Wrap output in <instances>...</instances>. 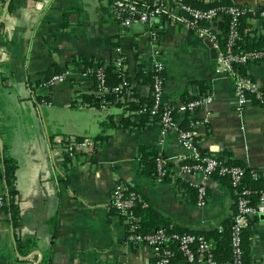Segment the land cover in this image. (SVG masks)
<instances>
[{"label": "crops", "instance_id": "obj_1", "mask_svg": "<svg viewBox=\"0 0 264 264\" xmlns=\"http://www.w3.org/2000/svg\"><path fill=\"white\" fill-rule=\"evenodd\" d=\"M108 1L0 0V154L15 162L19 210L16 227L0 213V264H38L43 258L45 264H154L150 248L128 239L126 222L110 206L118 181L140 192L174 228L221 232L236 211L232 188L218 176L207 181L206 204H196L189 183L199 175L180 172L186 150L176 130L162 133L159 121L140 118L124 103L129 96L104 107L72 106L78 92L98 94L82 64H69L79 56L106 64L119 48L129 89L146 98L151 87L138 71L151 72L157 51L165 68L161 102L177 110V122L184 119L186 100L213 98L192 113L198 151L241 161L264 177V109L252 103L239 108L234 79L217 69L209 40L162 17L124 30L118 20L107 19ZM230 1L264 6V0ZM222 20L212 23L217 33ZM245 23L256 36L264 34L260 18L249 15ZM54 73L66 79L46 86ZM244 73L264 88V60L248 62ZM107 115L116 120L131 115L142 126L106 129L107 137L95 142ZM65 137H86L95 145L67 161L56 144ZM140 145L157 146L173 164L168 181L141 173ZM245 231L247 264H264V217L252 216ZM18 238L33 240L27 254L18 250ZM171 264L190 263L175 256Z\"/></svg>", "mask_w": 264, "mask_h": 264}, {"label": "built area", "instance_id": "obj_2", "mask_svg": "<svg viewBox=\"0 0 264 264\" xmlns=\"http://www.w3.org/2000/svg\"><path fill=\"white\" fill-rule=\"evenodd\" d=\"M174 7L168 6L161 2H149L145 0H113L110 10L114 17L121 23L124 30L129 28L134 23L150 22L155 18L162 17L168 21L179 23L186 29L193 32L202 39H207L211 45L217 50L216 67L219 71L230 74L234 79V88L238 97L239 108L250 102L245 96V92H253L260 98V104L264 109V91L248 76L241 75L236 69L237 63L248 62V60L259 59L264 52L245 51L235 53L232 49L234 40L237 36L235 25L240 15L245 12L255 11L252 7L245 5H232L229 8H197L187 2V0H174ZM230 18L228 27V38L226 46L222 49L219 45V40L215 29L211 26L214 22H219L225 15ZM264 16V10L260 12ZM223 21V20H222ZM212 27V28H211ZM115 55V63L121 66L123 56ZM158 53L155 51L152 71V86L151 90L154 97V103L151 108V113H155L160 106L163 107L160 113L159 123L161 124L162 133L168 129H175L181 146L186 150L181 158L191 157L196 162L192 164H182L179 170L182 174H198V182L192 183L197 189L198 206L206 204L207 191L206 184L210 179L211 174L217 169L219 174L228 175L232 187L236 191L235 204L236 211L232 215L230 224V245L231 256L226 260H218L212 252L213 242L201 234L191 232H168L164 228H158L151 232L140 233L136 232L137 216L133 213L135 203L134 193H125L126 187L121 182H116L110 192V206L118 212L124 219L128 230V239L136 243H143L148 246L157 259L158 264H171L172 259L178 251L181 257L190 264H241L243 249V233L249 227L252 216L264 214V190L260 192L257 203L254 205L250 202L248 188L239 189V183L244 174V169L239 165L219 164V160L215 155L202 156L196 148L194 142V130H184L178 128L176 118L172 115V105H164L161 102L164 89V63L158 58ZM264 60V59H262ZM96 80L98 81V94L112 92L119 89L118 86L109 88L104 82V73L101 67L94 68ZM85 75L90 74V70L83 72ZM66 79L64 73H54L45 80L46 86H52L63 82ZM212 96L201 95L198 98L189 100L184 103L182 110L187 109L194 111L209 105L212 102ZM100 107H104V103H100ZM207 117H204V121ZM194 124V123H193ZM59 148H63L62 152H66L72 157L77 151H90L95 143L89 138L75 137L57 138ZM163 160L157 158L158 170ZM3 197L0 193V204ZM171 243H175V247H170Z\"/></svg>", "mask_w": 264, "mask_h": 264}, {"label": "trees", "instance_id": "obj_3", "mask_svg": "<svg viewBox=\"0 0 264 264\" xmlns=\"http://www.w3.org/2000/svg\"><path fill=\"white\" fill-rule=\"evenodd\" d=\"M158 2L165 3L168 6L173 5V0H158ZM189 4L192 6H195L197 8H209V7H217V8H229L233 4L230 0H187ZM113 0L108 1V7L106 10L107 13V19H114L117 20L113 13L110 10V6L112 5ZM12 1L10 3V7L12 6ZM247 6V5H245ZM250 7V6H247ZM264 10V6L259 7L255 11L252 12H245L244 14L240 15L237 19L235 30L237 33V36L234 40V44L232 46V49L235 53H242L245 51H252V52H264V34L259 36H256L255 33L248 31L249 27H247V23H245V18L249 15L256 16L262 20L264 23V16L260 15V12ZM71 9L66 10V14L70 12ZM64 12V13H65ZM105 18L103 17V20ZM230 18L226 14L223 17V23H222V29L220 33H217L216 35L219 40V45L223 49L226 46L227 38H228V27H229ZM212 26V25H211ZM212 28V27H211ZM246 28V29H245ZM264 59V55H262L259 59L256 60H248V62L253 61H262ZM248 62L244 63H237L236 69L239 71L240 74L244 73L246 64ZM71 64H82V70H90V75L93 79V89H98V81L96 80L95 71L94 68L101 67L102 71L104 73V82L106 86L109 88H113L118 86L119 89L114 90L112 92H106L103 94H86L82 92H78L74 96V100L72 102V106H77L78 102H83L85 104L89 105H95L100 106V103L103 102L104 105L108 103H114L117 101V103H120V99L122 96L124 98H127L128 100H125V104H128V108L132 111H135L136 115H139L140 118L143 120L148 118H154L155 120L159 121L160 113L163 110V107L160 106L159 109L155 113H151V108L154 103V97L151 90V95L149 97H139L137 96L133 90L129 89V77L127 76V73L125 71L124 66V59L122 60L121 66H117L115 63V59L111 60L108 63L103 62H97L92 57H84L79 56L78 58L70 61ZM141 73L144 81L149 83L150 87L152 86V71L149 73H142L141 71H138V74ZM244 76H247L242 74ZM260 90L263 92L264 88L260 87ZM245 96L247 100L252 103L259 105L260 104V98L256 96L253 92H245ZM264 97V94H263ZM132 98V99H131ZM197 98V97H195ZM193 98V99H195ZM192 100V99H189ZM186 100L185 102L189 101ZM172 115L175 118L176 116V109L172 106ZM184 119L182 121H178L176 119V122L178 124V128L184 129V130H193L192 124L194 123L195 119L192 118L193 111L183 109ZM133 113V115H135ZM133 124H136L137 126H142V124L134 123V121L131 119V115L125 116L121 120H116L113 116L107 115L105 119L100 121L101 130L100 132L94 137V141H103L107 134L105 133L106 129L110 128H117V129H126L132 126ZM82 137H77V139H81ZM76 153V152H75ZM64 159L67 161L70 156L65 152ZM202 156H210L214 155L213 153H201ZM137 156L140 161V171L142 174L151 176L156 181L160 182H166L170 179L171 175V168L172 163L165 160L164 154L157 148L155 145H140L137 150ZM219 160V164L222 166L226 165H239L244 169V174L241 178V181L239 183V189L248 188L250 190L249 198L250 202L252 204L257 203V199L259 197V194L261 191L264 190V177L260 173H257L255 169H252L248 167L246 164H244L241 161L229 159L226 158L224 155L216 156ZM157 158H160L163 160L160 169L158 170L157 167ZM193 162H196L191 157L188 158H181L178 161L179 166L182 164H192ZM15 162L13 159L10 158V156L6 155L4 152L0 154V193L3 197V201L0 204V213H3L8 216L11 224L13 227H16V225L19 222V210H18V203L14 199L16 195V187H15ZM219 177L227 181L229 183V186L232 188L234 195L236 197V191L232 187L230 183V179L228 175H222L218 173V170L216 169L210 176V178ZM181 179V178H180ZM224 183V182H223ZM191 185V190L195 193V198H197V189L194 185ZM129 192H133L135 197V203L133 206V213L137 216L138 220L135 223L136 232L140 233H146L154 231L158 228H164L168 232L172 231H178L181 233L184 232H191L196 234H201L205 236L206 238L210 239L213 242L212 246V252L218 260H226L229 259L231 256V245H230V223L226 224L224 229L220 232L215 233V231L205 232V231H196V230H185L180 228H174V226H171L170 222L166 220L163 213L153 204H151L144 196L141 195L140 192H138L135 189L126 187L125 193L128 194ZM235 202V200H234ZM236 206V204H235ZM113 209V208H112ZM114 210V209H113ZM244 231L243 235L245 236L247 233ZM212 236V237H211ZM33 240L32 239H23L18 238L17 239V247L18 250L21 253L27 254L33 247ZM170 247L174 248L175 243H171ZM244 249V247H243ZM245 250L242 256L241 264H247V258L245 256ZM175 256H180V253L177 251ZM46 259L43 258L38 264H45ZM153 263H157V259L153 257Z\"/></svg>", "mask_w": 264, "mask_h": 264}, {"label": "water", "instance_id": "obj_4", "mask_svg": "<svg viewBox=\"0 0 264 264\" xmlns=\"http://www.w3.org/2000/svg\"><path fill=\"white\" fill-rule=\"evenodd\" d=\"M7 7H8V3H7L6 6H5V11H6ZM208 44H209V46H212L210 41H208ZM212 50H213V52H214V54H215V56H216V55H217V53H216V49L212 47ZM259 217H260V218H263L264 215L261 214V215H259Z\"/></svg>", "mask_w": 264, "mask_h": 264}]
</instances>
